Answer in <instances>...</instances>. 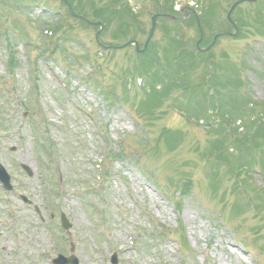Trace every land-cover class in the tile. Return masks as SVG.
<instances>
[{"label":"rangeland","instance_id":"obj_1","mask_svg":"<svg viewBox=\"0 0 264 264\" xmlns=\"http://www.w3.org/2000/svg\"><path fill=\"white\" fill-rule=\"evenodd\" d=\"M211 1L69 0L104 20V45L133 39L141 49L152 16L180 2L199 14L203 48L234 33L235 0ZM62 18L57 44L47 32ZM233 20L239 35L203 54L218 65L206 78L217 81L223 122L206 94L202 109L209 66L188 54L200 35L193 18L182 36L159 21L139 55L103 51L99 28L69 17L61 0H0V162L15 189L0 184V264H53L61 254L80 264H264V2L242 5ZM178 32L190 40L183 52ZM46 126L45 146L58 155L40 144ZM122 145L129 157L108 159L97 184L99 155ZM222 145L226 156L214 158ZM52 170L64 180L59 196Z\"/></svg>","mask_w":264,"mask_h":264},{"label":"water","instance_id":"obj_2","mask_svg":"<svg viewBox=\"0 0 264 264\" xmlns=\"http://www.w3.org/2000/svg\"><path fill=\"white\" fill-rule=\"evenodd\" d=\"M237 5H235L234 7H233V9H232V11L234 10V8L236 7ZM232 11H231V13H232ZM231 13H230V15H229V18H230V16H231ZM154 21H155V19H154ZM154 29H155V23L153 24V29H152V31H151V33H150V37H149V41L151 40V37H152V35H153V32H154ZM100 34V33H99ZM149 41H148V43H149ZM148 43H147V45H148ZM129 44H132V43H129ZM128 44V45H129ZM146 45V46H147ZM137 49H138V46H137ZM0 180L2 181V178H1V176H0ZM7 187V186H6Z\"/></svg>","mask_w":264,"mask_h":264}]
</instances>
